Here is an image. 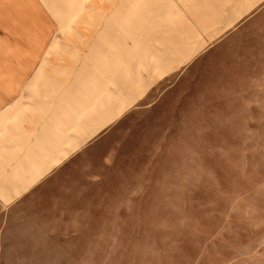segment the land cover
I'll use <instances>...</instances> for the list:
<instances>
[{
    "label": "rangeland",
    "instance_id": "374dc122",
    "mask_svg": "<svg viewBox=\"0 0 264 264\" xmlns=\"http://www.w3.org/2000/svg\"><path fill=\"white\" fill-rule=\"evenodd\" d=\"M11 77L71 98L0 264H264V0H0Z\"/></svg>",
    "mask_w": 264,
    "mask_h": 264
},
{
    "label": "crops",
    "instance_id": "0c3cea01",
    "mask_svg": "<svg viewBox=\"0 0 264 264\" xmlns=\"http://www.w3.org/2000/svg\"><path fill=\"white\" fill-rule=\"evenodd\" d=\"M35 81L36 78L30 77L0 78V85L3 87L0 89L1 199L21 197L24 192L33 191L46 175L47 166L58 164L54 162L60 161L62 157L60 146L46 154L43 143L46 140L48 122L53 120L56 112L61 116L62 100L65 101L68 97L70 99V93L61 94L55 89L53 94H43L41 88L44 84L34 83ZM52 83L56 85L57 81ZM32 85H38L39 92L34 93L27 88L24 93L25 86ZM37 134L41 135L42 145L39 144V147L33 144L37 140ZM47 134L53 141L54 137L50 132Z\"/></svg>",
    "mask_w": 264,
    "mask_h": 264
}]
</instances>
